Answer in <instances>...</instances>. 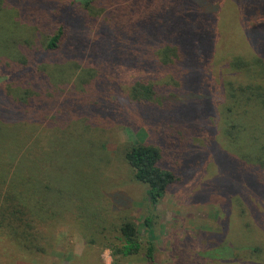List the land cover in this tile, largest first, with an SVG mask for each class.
Returning <instances> with one entry per match:
<instances>
[{
	"label": "rangeland",
	"instance_id": "374dc122",
	"mask_svg": "<svg viewBox=\"0 0 264 264\" xmlns=\"http://www.w3.org/2000/svg\"><path fill=\"white\" fill-rule=\"evenodd\" d=\"M28 1L0 0V185L34 166L54 240L38 255L0 234V264H151L148 241L155 264H264V112L240 90L264 83V0H136L109 18ZM169 42L176 65L155 55ZM137 83L149 99L134 100ZM135 141L181 176L155 207L124 158ZM125 219L141 242L128 256Z\"/></svg>",
	"mask_w": 264,
	"mask_h": 264
},
{
	"label": "trees",
	"instance_id": "16d2710c",
	"mask_svg": "<svg viewBox=\"0 0 264 264\" xmlns=\"http://www.w3.org/2000/svg\"><path fill=\"white\" fill-rule=\"evenodd\" d=\"M132 1L136 0H73L75 3L80 2L83 4V10L92 14L95 18L102 14L108 17L109 8H113L115 12L121 13L122 5H133ZM144 1L149 2L152 0ZM28 3L31 5V9H33L35 8L33 4H37V0H29ZM114 14L111 13V16H114ZM144 22L146 21L142 23ZM46 25H48L47 22L42 28ZM63 35V25H58L56 31L52 33L47 32L44 37L46 48L50 50L57 49L62 43ZM173 43L169 42L160 45L155 55L162 62L167 63L170 61V64L176 65L182 61L184 54L181 51V46ZM38 55L39 53H34L31 50L30 60H21V68L27 62L29 67L32 68L37 61ZM233 65L249 71L250 64L244 61L235 60ZM27 76L28 74L25 75L24 73L18 79L22 82ZM255 85L249 84L246 88H241L240 90H249V99L256 101L259 109L264 112V83ZM27 87L29 88L23 91L25 95H29L30 97V94L33 95L34 92L30 86ZM150 88L153 87L137 83L133 88L132 97L136 101H145L151 96ZM254 88L259 91H255ZM23 99L21 98V100ZM238 131L243 132L245 130ZM124 158L132 169L134 179L147 186L146 198L152 207H155L162 200L173 183L181 179V176L175 171L160 165L161 153L156 146L135 141L124 150ZM29 168L31 169L29 176H23L19 172L14 176L13 182H10L9 185L7 184L6 188H2L0 185V234L15 243L16 246L26 253L31 252L39 255L40 253H49L48 249L52 247L50 240H54V235L53 230L49 227L53 225L50 219L54 218V211L52 210L53 206L46 204V202H51L48 201L49 196H47L46 188L41 186L40 173L33 169L34 166L33 168ZM150 221L151 217L147 216L143 222L146 225L145 230L147 231H149L148 229L151 226L149 224ZM120 234L122 244L118 249V253L128 256L140 250L141 242L139 241V233L134 222L125 219L120 225ZM143 253L151 264H155L154 247L149 241L147 242V246L144 247Z\"/></svg>",
	"mask_w": 264,
	"mask_h": 264
}]
</instances>
